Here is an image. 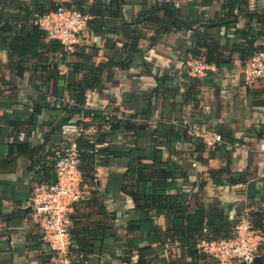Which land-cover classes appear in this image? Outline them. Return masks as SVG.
Instances as JSON below:
<instances>
[{
    "label": "crops",
    "instance_id": "crops-1",
    "mask_svg": "<svg viewBox=\"0 0 264 264\" xmlns=\"http://www.w3.org/2000/svg\"><path fill=\"white\" fill-rule=\"evenodd\" d=\"M165 2L172 3L188 25L164 31L151 20L139 21ZM56 5L76 7L92 17L89 38L74 55H64L58 41L42 37L33 28L34 19ZM159 14L164 16L165 11ZM245 27H249L248 39L238 38L235 29ZM133 33L141 35L139 50L123 66ZM198 33L219 39L222 54L216 70L202 79L195 98L187 96L190 77L182 57L196 45ZM250 38L255 46L264 47V0H0V264H127L123 258L127 211L135 204L120 187L126 159L101 166L97 172L96 187L105 193L115 218L109 223L123 239L109 237L103 253L78 258L71 251L61 260L45 245L37 218L28 211L29 195L38 181L30 152L43 143L50 146L63 141L65 126L72 122L62 123L68 80L85 78V74V104L94 110L112 109L125 119L152 103L150 118L133 117L146 130L137 147L149 143L147 133L157 122L166 125L165 137L170 141L163 144L164 156L188 167L190 178L177 182L191 207L198 202L208 209L232 203L231 219L248 205L255 212L264 211V152L260 149L264 144V81L251 86L242 83L243 60L233 49L235 41ZM152 39H156L154 45ZM73 62L79 63V71H71ZM165 76L166 83L177 90L152 96L151 102L148 94ZM182 123L225 131L233 142L224 137L220 145L208 146L202 161L196 160L192 138L196 136L179 137L177 126ZM119 139L126 149L136 145V136L130 133L120 132ZM222 168L225 171L219 178L223 182L219 183L209 170ZM240 173L243 180L231 183ZM156 218L165 225L163 215ZM170 251L177 248L166 244L160 252L151 253V264H168ZM132 257L136 264L139 252L134 250Z\"/></svg>",
    "mask_w": 264,
    "mask_h": 264
},
{
    "label": "trees",
    "instance_id": "trees-1",
    "mask_svg": "<svg viewBox=\"0 0 264 264\" xmlns=\"http://www.w3.org/2000/svg\"><path fill=\"white\" fill-rule=\"evenodd\" d=\"M231 1L234 2L235 0ZM58 6L60 5L43 11L41 14L56 9ZM172 6V3L165 2L163 6L155 7L148 15L146 14L139 18V21L151 20L158 24L159 29L162 27L164 31L174 28L182 29L185 25H188V21L187 19H183ZM232 6L231 4L230 7L233 8ZM161 10L165 11L164 16L159 14ZM251 17H257V15H251ZM33 24L34 30L39 32L42 37L47 35L39 25H36L34 22ZM248 30L249 27L236 28L235 34L238 38H245L246 36L248 39ZM140 36V34L134 33L130 36L128 43L129 55L127 62L125 61L122 64L123 66H128L133 55L139 50L138 42ZM51 40L58 41L60 43V50L64 55H67L59 40ZM155 42L156 39H152L151 44L154 45ZM263 48L255 46L252 38L248 41L237 40L234 42L233 47L243 60L242 64L254 52ZM77 49L71 54L74 55ZM221 54L219 39L208 38L198 33L196 45L192 46L182 58L186 62L192 57H204L207 62L219 65ZM71 66L72 72L80 70L79 63L77 62H73ZM187 75L188 78L190 77L187 96L195 97L200 92L204 77H191L188 72ZM86 77L87 75L85 74ZM85 78L68 80L69 97L75 100V104H67L63 107L65 115L62 123L74 122L82 112L91 111V109H83L82 107L87 100V89L84 85ZM166 78L168 76L162 79L159 78L158 86L148 94L151 102L152 96H159L161 92L173 93L177 90L174 85L166 83V80H168ZM163 88L165 91H162ZM195 98H198V96ZM55 107L60 108L57 104ZM152 109V103H150L136 115H130V117L125 119H120L117 115H113L107 123L105 122V110H94L95 116L93 120L98 121V132L92 136L85 135L83 138L78 139L83 149L80 169L85 183L90 188L88 189L89 193L86 195V198L82 200L77 211L72 215V227L70 231L74 245L71 251L78 258L84 256V258H89L92 253L104 252L105 244L109 237L112 236L117 240H123L120 236H117L115 230L113 231L115 225L109 223L111 221L113 223L115 218L112 212L108 210L105 193L100 192L96 187V178L99 167L113 166L110 164L119 159H126L128 165L123 173L124 176L120 187L125 194L132 198L135 206L127 211V238L123 242V246L125 245L123 248L124 261L127 264H132L133 252L137 250L139 257L136 264H151L153 259L149 255L154 251L160 252V249L169 244L176 247L177 251L168 252V264H214L213 259L198 247L199 241L203 237L210 239L232 237L242 210H238V216L231 219L229 217L230 211L235 206L232 203L224 205V207L215 206L208 209L203 203L198 202L196 207H191L187 193L183 191L182 186L177 182L178 178L189 179L190 173L188 167H183L184 165H179L177 160L164 156L165 148L163 144L166 143L167 145L170 140L165 137V133H168V128L163 122H157L152 130L150 129V125H147V128L150 129L147 133V141L149 143H146L143 148L137 147L138 138L146 130H143L145 128L141 127L139 123L133 121V117L142 116L143 118H150ZM188 126L189 124L187 123L177 126L179 137L188 139ZM170 129L173 130L174 127L170 126ZM120 132L135 135L136 145L127 149L124 148V145H120ZM220 133L228 141L233 142V138L228 136L225 131H221ZM192 138H195L193 141L195 144L194 158L202 161L204 158L203 153L207 150L208 146L200 137ZM59 144L56 143L49 146L43 143L38 147H34L30 152V156L33 159L31 168L35 170L34 177L38 179L37 184L54 183L56 181L54 149ZM210 155H212V151H210ZM224 171V168L209 170L219 183L223 182L219 178V175ZM216 176H218V179H216ZM241 180H243L242 173L238 177H232L230 182L236 183ZM28 211H31V209L29 208ZM153 212H155V215H153ZM160 215L165 217V225L163 226L159 224L156 218ZM251 219L257 228L264 230V211L255 212L251 208ZM165 230L166 235H164ZM138 237L140 239L135 241ZM143 242L145 243L142 244ZM262 249H264V244L260 249V254L264 256Z\"/></svg>",
    "mask_w": 264,
    "mask_h": 264
},
{
    "label": "built area",
    "instance_id": "built-area-1",
    "mask_svg": "<svg viewBox=\"0 0 264 264\" xmlns=\"http://www.w3.org/2000/svg\"><path fill=\"white\" fill-rule=\"evenodd\" d=\"M91 15L76 7L58 6L34 19V23L43 29L50 39L59 40L67 53H73L78 46L88 40ZM186 71L191 77H205L216 70V64L210 63L204 57H192L185 63ZM242 83L251 86L264 81V48L254 52L242 65L240 72ZM69 105L75 104L71 97L65 98ZM74 122L65 126V138L54 149L56 181L54 183L37 184L27 205L32 215L37 218V227L41 230L45 245L52 254L65 260L71 253L74 240L71 235L72 215L75 214L83 199L89 193L90 186L85 183L80 169L82 163V147L78 139L85 135L98 132V121L93 120L94 109L86 104ZM105 110L106 123L116 112ZM109 127V126H107ZM188 134L200 137L209 147L214 148L224 142L223 135L211 128H198L189 125ZM264 152V144L260 146ZM264 244V230L257 228L251 219V208L242 209L235 233L229 238L210 239L203 237L200 247L214 264H254Z\"/></svg>",
    "mask_w": 264,
    "mask_h": 264
},
{
    "label": "water",
    "instance_id": "water-1",
    "mask_svg": "<svg viewBox=\"0 0 264 264\" xmlns=\"http://www.w3.org/2000/svg\"><path fill=\"white\" fill-rule=\"evenodd\" d=\"M241 264H247L245 261H243ZM254 264H264V259L262 255H257L255 258Z\"/></svg>",
    "mask_w": 264,
    "mask_h": 264
}]
</instances>
